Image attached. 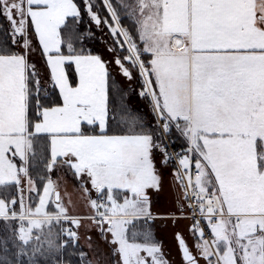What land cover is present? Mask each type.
I'll list each match as a JSON object with an SVG mask.
<instances>
[{"label": "snow or ice", "instance_id": "6c2138e0", "mask_svg": "<svg viewBox=\"0 0 264 264\" xmlns=\"http://www.w3.org/2000/svg\"><path fill=\"white\" fill-rule=\"evenodd\" d=\"M158 221L264 264V0H0V264H173Z\"/></svg>", "mask_w": 264, "mask_h": 264}, {"label": "rangeland", "instance_id": "374dc122", "mask_svg": "<svg viewBox=\"0 0 264 264\" xmlns=\"http://www.w3.org/2000/svg\"><path fill=\"white\" fill-rule=\"evenodd\" d=\"M89 27L95 33V41L90 46L99 50H103L104 45L101 42V38L103 39L108 38L106 34V30L100 31L99 29L96 28L94 24H90L88 18L85 17L83 23L81 24V28L87 29ZM61 191L64 192V189L62 188ZM67 193L71 196L73 202H75L77 206L76 211L77 212L85 211V209L83 208L82 201L80 199V193L75 190L71 182L67 184ZM188 223L189 221H181L176 227H173L171 223L158 221L155 226L157 238L163 242L164 251L166 254H168L173 264H180V256L177 252L176 242L173 238V234L177 230H181L185 232V235H187L186 226L188 225ZM189 243H191V240H189Z\"/></svg>", "mask_w": 264, "mask_h": 264}, {"label": "built area", "instance_id": "2783aa9c", "mask_svg": "<svg viewBox=\"0 0 264 264\" xmlns=\"http://www.w3.org/2000/svg\"><path fill=\"white\" fill-rule=\"evenodd\" d=\"M179 147V145H177V148Z\"/></svg>", "mask_w": 264, "mask_h": 264}, {"label": "crops", "instance_id": "0c3cea01", "mask_svg": "<svg viewBox=\"0 0 264 264\" xmlns=\"http://www.w3.org/2000/svg\"><path fill=\"white\" fill-rule=\"evenodd\" d=\"M127 23V22H126ZM126 26H127V24H126Z\"/></svg>", "mask_w": 264, "mask_h": 264}, {"label": "trees", "instance_id": "16d2710c", "mask_svg": "<svg viewBox=\"0 0 264 264\" xmlns=\"http://www.w3.org/2000/svg\"><path fill=\"white\" fill-rule=\"evenodd\" d=\"M125 24H127V23L125 22Z\"/></svg>", "mask_w": 264, "mask_h": 264}]
</instances>
